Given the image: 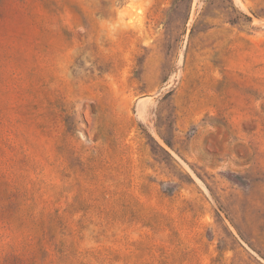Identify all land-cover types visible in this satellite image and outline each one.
<instances>
[{"label": "rangeland", "instance_id": "obj_1", "mask_svg": "<svg viewBox=\"0 0 264 264\" xmlns=\"http://www.w3.org/2000/svg\"><path fill=\"white\" fill-rule=\"evenodd\" d=\"M0 264H264V0H0Z\"/></svg>", "mask_w": 264, "mask_h": 264}, {"label": "bare ground", "instance_id": "obj_2", "mask_svg": "<svg viewBox=\"0 0 264 264\" xmlns=\"http://www.w3.org/2000/svg\"><path fill=\"white\" fill-rule=\"evenodd\" d=\"M148 99H149V97H148ZM147 100V99H146ZM146 100H144L145 102H146ZM150 100V99H149ZM143 101V100H142ZM148 101V100H147ZM143 108V107H142ZM144 117V116H143Z\"/></svg>", "mask_w": 264, "mask_h": 264}]
</instances>
